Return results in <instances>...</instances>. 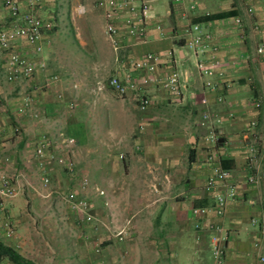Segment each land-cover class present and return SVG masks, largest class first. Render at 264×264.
I'll list each match as a JSON object with an SVG mask.
<instances>
[{"label": "crops", "instance_id": "0c3cea01", "mask_svg": "<svg viewBox=\"0 0 264 264\" xmlns=\"http://www.w3.org/2000/svg\"><path fill=\"white\" fill-rule=\"evenodd\" d=\"M132 1L141 4L145 0ZM150 1L153 18L145 38L128 34L126 7L116 11L117 50L98 8L104 28L99 30L90 21L85 34L81 31L76 35L84 34L90 42L86 46L79 39L77 61L69 59L67 50L50 48L56 37L51 32L44 41L48 70L38 69L31 78L10 82L4 72L7 55L0 56V171L13 173L17 164L29 169L36 166L41 172L35 147L45 136L56 155L73 158L76 172L90 180L92 189L84 193L91 212L102 222L93 228L81 214L68 208L67 223L78 226L80 236L79 247L74 248L88 264H215L211 231L205 228L198 233L197 221H214L227 230L226 264H260L258 250L253 247L257 229L251 218L264 208V179L252 185L247 178L253 171L249 158L252 145L259 147L256 165L264 169V54L257 53L258 46L264 44V0ZM49 3L40 12L44 14ZM248 6H254L255 11L249 13ZM4 13L7 22L3 24L0 14V28L9 23ZM238 15L244 22L243 37L234 22ZM193 23L214 35L211 46L218 47L222 61L211 76L217 82L216 89L206 86V76H201L196 57L186 46ZM168 49L176 51V61L161 65L158 75L177 68L184 86L181 98H170L161 84H153L146 89L151 103L141 109L131 93L122 97L107 84L114 74H145L146 70L135 69L134 61L148 52ZM18 51L36 57L26 43L20 44ZM75 63L80 78L72 76L77 72ZM51 68L61 76L58 82L48 81ZM98 82L105 83L104 87L98 89ZM25 95L32 97L31 105L25 113H18ZM260 98L263 103L257 109L255 102ZM206 112L211 122L205 119ZM252 121L257 122L256 127ZM212 122L224 139L216 147L207 139ZM62 129L76 139L71 149L61 145ZM215 155L229 165L231 180L237 181L238 187L225 213L204 217L194 214L193 209L214 206L215 194L225 190L223 184L213 190L205 186ZM46 171L57 184L77 188L79 178L56 161L49 163ZM33 197L31 202L39 212V198ZM12 203L15 206L8 211L18 221L22 201ZM121 228L125 232L116 236L113 232ZM52 237L53 250L52 246L47 248L48 241H25L31 253L39 255L36 260H48L50 251L57 259L55 264L72 256L73 239ZM83 242L90 245L86 248ZM7 244L14 247L16 243Z\"/></svg>", "mask_w": 264, "mask_h": 264}, {"label": "built area", "instance_id": "2783aa9c", "mask_svg": "<svg viewBox=\"0 0 264 264\" xmlns=\"http://www.w3.org/2000/svg\"><path fill=\"white\" fill-rule=\"evenodd\" d=\"M50 1L52 0H3V7L8 15L9 23L0 28V48L8 53L4 69L8 81L15 82L31 78L38 69L48 70L49 65L43 56L45 51L44 41L47 34L54 29L55 21L52 16L40 14V9L44 8ZM97 7L103 11L106 19L105 30L114 43L115 50L118 49L116 35L119 32V27L115 23V15L118 9L126 7L129 12V15L125 18L128 34L145 38L148 23L153 18L150 0H145L141 4H136L132 0H98ZM74 10L78 15H83L87 12V6L80 3L75 6ZM254 11V6H248L249 13H253ZM234 22L239 34L242 37L245 36L243 18L238 15L235 17ZM158 28L161 29V26L158 25ZM188 33L190 37L186 42V46L196 57V68L201 76H206V86L216 89L217 82L211 79V76L221 65L222 61L218 57V47L211 46L214 35L204 30L199 23L191 24ZM22 43H26L32 48L36 57H28L18 51V46ZM257 53L259 55L264 54L263 43L258 46ZM175 61L176 51L174 49H168L164 52H148L133 63L135 69L146 70L145 74L132 75L130 72H125L123 75L114 74L108 78L107 84L122 97L131 93L141 109L147 108L151 103L146 89L153 84H161L170 98H181L184 94L181 72L175 68L163 76L158 75L161 65L174 63ZM60 79L61 76L57 69L51 68V72L48 74V81L58 82ZM104 85L98 82L96 87L101 89ZM220 99L222 98L220 97ZM31 102L32 97L25 95L23 104L17 108L18 113H25ZM203 102L207 103V98H204ZM262 103V99H258L255 102V107L257 109L261 108ZM204 117L207 121L211 122L209 112H206ZM218 121L221 122L220 120ZM214 123L212 122L210 125L207 139L210 144L216 147L223 136L220 129L216 128ZM251 125L252 127H256L257 122L252 121ZM59 137L62 147L71 149L76 144V139L64 129L60 130ZM50 144L49 138L45 136L37 140L35 147V155L38 158L39 168L41 169L40 178L43 187H49L51 184V176L46 170L49 163L53 161L64 166L70 175L76 176L78 174L73 158L56 155L55 151L50 149ZM259 152L257 145H252L249 150L250 167L253 171L248 175L247 180L252 185H259L264 179V169L256 165ZM211 160L212 173L207 179L205 186L207 189L213 190L223 184L225 190L215 194L216 204L214 206H201L193 209L194 214L204 217H209L212 213L216 215L225 213L229 201L235 198L238 187V182L231 180V170L222 165V158L215 155ZM26 185L30 186L31 182L24 170H18L12 175L0 171V198H15L23 192ZM90 187L91 183L88 176L82 174L77 188H71L67 191L48 189L43 196L49 197L52 194H56L67 203L70 210L81 214L87 224L96 228L102 222L97 215L91 212L90 202L83 194ZM96 189L100 194L105 193L104 190ZM5 210V203L0 202V214L8 211ZM251 222L257 229V236L253 240V247L258 250V262L264 264V208L260 215L251 218ZM103 225L106 226L105 224ZM3 227L7 238L15 236L16 230L9 216L4 220ZM195 228L198 233H202V230H205V228L211 231L213 261L215 264H226L227 230L214 221H207V224L197 221ZM124 232L125 229L121 228L113 233L119 236ZM0 264H4L1 259Z\"/></svg>", "mask_w": 264, "mask_h": 264}, {"label": "rangeland", "instance_id": "374dc122", "mask_svg": "<svg viewBox=\"0 0 264 264\" xmlns=\"http://www.w3.org/2000/svg\"><path fill=\"white\" fill-rule=\"evenodd\" d=\"M83 3L87 6V12L83 15H78L74 8L76 5ZM3 6V0H0V14L4 16L5 9ZM46 15L52 16L55 21V27L51 31L53 38L52 42H50V48L53 50H67V56L69 59H73L74 61H77V57L80 53L81 46H80V40L84 42V45H89L90 42H88L84 36V29L87 27V24L92 21L94 22V25L98 27V29L103 30L104 24L102 23V15L100 10L97 7V0H52L48 4L47 8L44 9ZM44 13V14H45ZM40 14L44 15L42 12ZM3 24L7 22V18L4 16L2 17ZM1 25V24H0ZM83 32L84 34L82 37L80 36L77 38V34L79 32ZM107 44V43H106ZM75 52V53H74ZM7 52L3 51L0 52V56L6 57ZM74 68L75 74L72 76L76 78H80V68L77 66ZM75 162V161H74ZM14 168H18V170H24L31 182L30 186H27L24 188L23 192L20 193L15 198L10 199H2L0 198V202H4L6 205V210H8L11 206H15L12 202L15 200H21L22 203H19V208L22 210L23 206V212L20 213L19 219L22 220V222H19L15 220L16 216L11 214V212H4L3 214H0V242H3L5 244L13 242L16 243L14 245V248H16L22 255H26L30 259L32 257L37 259L39 255L31 253V247L26 240H29L31 238V241L34 242L36 240L35 238L43 241H48L49 244H47V248H50L52 246L51 240L52 236H56L58 238H64L73 239V248L79 247L77 241L80 238L78 233V226L72 227L70 224L67 223L69 214L68 212V205L64 200H62L59 196L56 194H52L49 197H44L43 194L47 192L48 189H59L61 191H67L69 188L66 186H62L61 184H57L56 181H51V184L49 187H43L41 184V172L39 169L36 168V166L32 167V169H29L28 167H25L24 165H13ZM24 167V168H23ZM13 168V170H14ZM15 171V172H16ZM15 172H5L7 174H14ZM81 173L78 172L76 175L77 178L80 179ZM86 175V174H85ZM78 181V179H77ZM79 183V182H78ZM78 186V184H76ZM76 186V187H77ZM46 189V190H45ZM92 189V185L90 187V190ZM88 191V190H87ZM86 191V192H87ZM86 197L87 194L83 193ZM36 196V198H39L40 211L38 212V208L36 203L33 201L31 202ZM38 196V197H37ZM9 216L10 220L12 221L13 225L14 222L18 225H14V228L16 230V236L12 238H7L5 236V231L3 227L4 220L6 217ZM24 217V218H23ZM14 220V221H13ZM49 221L50 225L42 222V221ZM51 222H54V224H51ZM51 227V229H50ZM53 228V229H52ZM55 232H57L55 234ZM36 236V237H35ZM95 240L97 238H94ZM97 241V240H96ZM95 241V242H96ZM79 242V241H78ZM92 243V242H91ZM84 245H86L83 242ZM95 245V243L93 242ZM93 244L91 246H93ZM90 245V243L88 244ZM86 245V248L88 247ZM81 246V244H80ZM53 246L52 249L53 250ZM72 256L67 255L64 260L58 261L57 264H88L84 262L83 255H81V251L78 248H74L71 251ZM35 256H33V255ZM70 254V252H68ZM53 252H49L48 260H36V264H55L57 259L53 256ZM25 256V257H26ZM68 258V259H67ZM4 264H14L12 263L8 258H2L1 259ZM32 260V259H31ZM136 264H142V262H135ZM133 262V264H135ZM148 263V262H144ZM104 264V263H103ZM114 264V263H113ZM115 264H127L125 262H116Z\"/></svg>", "mask_w": 264, "mask_h": 264}, {"label": "trees", "instance_id": "16d2710c", "mask_svg": "<svg viewBox=\"0 0 264 264\" xmlns=\"http://www.w3.org/2000/svg\"><path fill=\"white\" fill-rule=\"evenodd\" d=\"M219 17V16H216ZM224 139L222 138L220 140V143H222ZM222 165L225 168H229V165L222 161ZM2 258H8L10 261H12L14 264H36L33 260L25 257L22 255L17 249L14 247L5 244L3 242H0V259Z\"/></svg>", "mask_w": 264, "mask_h": 264}]
</instances>
